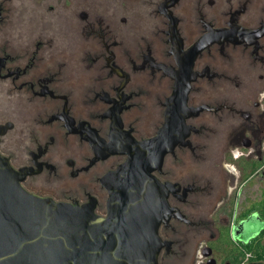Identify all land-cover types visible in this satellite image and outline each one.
I'll return each instance as SVG.
<instances>
[{
	"label": "flooded vegetation",
	"instance_id": "af4514ba",
	"mask_svg": "<svg viewBox=\"0 0 264 264\" xmlns=\"http://www.w3.org/2000/svg\"><path fill=\"white\" fill-rule=\"evenodd\" d=\"M0 156L93 223L139 178L150 264H264V0H0Z\"/></svg>",
	"mask_w": 264,
	"mask_h": 264
},
{
	"label": "water",
	"instance_id": "95a60500",
	"mask_svg": "<svg viewBox=\"0 0 264 264\" xmlns=\"http://www.w3.org/2000/svg\"><path fill=\"white\" fill-rule=\"evenodd\" d=\"M129 167L133 164L129 163ZM20 178L0 156V264L154 261L158 251L157 222L147 216L149 201L128 209L126 203L130 201H123L128 189L137 188L134 182L139 178L121 180L113 191L115 206L107 218L97 223H93L92 214L85 207L54 203L29 194L21 187ZM103 234L105 239L101 238Z\"/></svg>",
	"mask_w": 264,
	"mask_h": 264
}]
</instances>
